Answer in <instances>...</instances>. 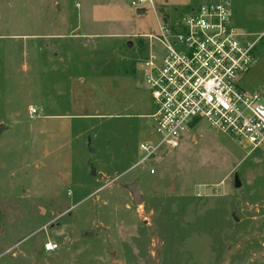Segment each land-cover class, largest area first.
<instances>
[{
    "label": "rangeland",
    "instance_id": "1",
    "mask_svg": "<svg viewBox=\"0 0 264 264\" xmlns=\"http://www.w3.org/2000/svg\"><path fill=\"white\" fill-rule=\"evenodd\" d=\"M133 1L0 0V264H264L262 150L200 119L134 167L150 35L211 0ZM231 1L236 26L264 29V0Z\"/></svg>",
    "mask_w": 264,
    "mask_h": 264
},
{
    "label": "built area",
    "instance_id": "2",
    "mask_svg": "<svg viewBox=\"0 0 264 264\" xmlns=\"http://www.w3.org/2000/svg\"><path fill=\"white\" fill-rule=\"evenodd\" d=\"M153 0L133 1L135 7ZM154 50L142 61L153 100V138L141 142L134 167L148 169L163 149L178 148L193 122L206 120L241 146L264 152V94L241 87L258 59L264 29L249 33L234 23L231 0H211L158 23ZM155 173V169H150ZM58 244L49 241L45 250Z\"/></svg>",
    "mask_w": 264,
    "mask_h": 264
},
{
    "label": "crops",
    "instance_id": "3",
    "mask_svg": "<svg viewBox=\"0 0 264 264\" xmlns=\"http://www.w3.org/2000/svg\"><path fill=\"white\" fill-rule=\"evenodd\" d=\"M240 85L248 91L260 90L258 88L264 85V50L258 54L252 68L241 77ZM260 91H264V87Z\"/></svg>",
    "mask_w": 264,
    "mask_h": 264
},
{
    "label": "water",
    "instance_id": "4",
    "mask_svg": "<svg viewBox=\"0 0 264 264\" xmlns=\"http://www.w3.org/2000/svg\"><path fill=\"white\" fill-rule=\"evenodd\" d=\"M145 11H146V9H144V8L137 9V12L139 14L144 13ZM93 40H94L93 38H89V37L86 38V42H91ZM129 45H131V42H129ZM0 128H3L2 124L0 125ZM129 188L131 189V194L133 197V203L135 205H138L147 199V197L145 195H142L141 191L138 188V184L136 182L130 184ZM115 264H123V261L118 259V260H116Z\"/></svg>",
    "mask_w": 264,
    "mask_h": 264
},
{
    "label": "trees",
    "instance_id": "5",
    "mask_svg": "<svg viewBox=\"0 0 264 264\" xmlns=\"http://www.w3.org/2000/svg\"><path fill=\"white\" fill-rule=\"evenodd\" d=\"M264 50V49H263Z\"/></svg>",
    "mask_w": 264,
    "mask_h": 264
}]
</instances>
